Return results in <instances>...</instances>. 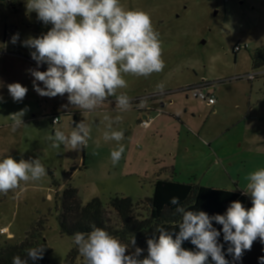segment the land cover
<instances>
[{"label": "rangeland", "instance_id": "obj_1", "mask_svg": "<svg viewBox=\"0 0 264 264\" xmlns=\"http://www.w3.org/2000/svg\"><path fill=\"white\" fill-rule=\"evenodd\" d=\"M125 9L150 14L160 33L165 68L149 77L125 76L128 87L118 90L131 98V108L119 112L115 97H109L91 113L72 107L67 94L42 97L33 89L29 69H36L30 53L27 58L6 56L0 96V160L39 158L47 175L39 182L23 184L7 195L0 194V243L22 242L29 231L42 226L51 264H63L75 247L73 238L61 235V197L67 185L79 192L83 205L100 198L111 225H119L110 207L114 197L131 198L134 204L151 198L158 180L226 190L241 191L245 177L264 167V113L257 105L264 97V63L254 69L256 53L264 62V0H120ZM52 27L26 8V0L0 2V51L31 37H39ZM19 34L15 44L11 38ZM241 47V50H236ZM1 64V63H0ZM40 71L47 70L41 65ZM251 75H257L250 79ZM202 80L215 83L214 108L182 91ZM20 83L28 92L22 102H14L7 85ZM40 87H43V84ZM158 84H163L161 93ZM169 92V93H168ZM147 103L140 107L142 98ZM163 105V106H162ZM28 109L24 124L13 133L10 114ZM120 115L113 127L124 132L120 142L125 151L113 166L110 152L116 141H104V114ZM59 124L54 126L52 115ZM148 117L150 125L141 122ZM82 120L92 125L88 147L72 150L50 147L46 138L56 129L69 134ZM99 140L98 155L93 156ZM56 185H60L57 188ZM251 200L250 195H247ZM146 217L148 210L138 207ZM43 222L40 224V222ZM77 264H85L80 258Z\"/></svg>", "mask_w": 264, "mask_h": 264}, {"label": "clouds", "instance_id": "obj_2", "mask_svg": "<svg viewBox=\"0 0 264 264\" xmlns=\"http://www.w3.org/2000/svg\"><path fill=\"white\" fill-rule=\"evenodd\" d=\"M26 8L37 13V19L52 27L39 37L29 36L22 46L34 49L31 58L36 69H29L33 79V89L42 97L54 98L67 94L69 105L91 113L102 106L109 97H115V108L125 112L131 108V98L118 90L128 87L125 76L149 77L165 68L163 44L160 33L154 28L149 13L140 9H125L120 0H26ZM19 34L11 38L15 44ZM47 70H38L41 65ZM40 82L43 87H40ZM14 102H22L28 89L20 83L7 85ZM157 89L163 93L164 85ZM0 96V103H4ZM147 103L142 98L140 107ZM27 107L10 114V129L15 133L24 124ZM104 141H116L118 147L110 152L113 166L118 164L125 151L120 142L124 132L113 126L122 122V117L104 114ZM55 123V121H54ZM92 125L82 120L66 134L56 129L54 135L46 139L50 147L61 145L72 150L87 148L92 139ZM92 155H98L99 140L95 141ZM47 171L39 158L20 159L11 155L0 160V194L7 195L23 184L39 182ZM243 190L250 195L252 206L245 208L240 201L231 202L225 214L209 216L204 211L187 210L180 204L179 197L170 198L176 206L175 214L180 215L179 231L156 226L150 238L146 239L147 256L144 249L137 246L134 234L129 244L91 224L90 232H76L73 243L85 264H229L219 243L221 231L213 226L222 225L223 240L229 244L227 254L234 261L241 260L245 251H250L259 239L264 243V167L249 173ZM158 234V235H157ZM190 241L196 250L182 247ZM45 247L27 250L31 261L43 259ZM28 259L19 255L12 258V264H28ZM264 264V257L259 258Z\"/></svg>", "mask_w": 264, "mask_h": 264}, {"label": "trees", "instance_id": "obj_3", "mask_svg": "<svg viewBox=\"0 0 264 264\" xmlns=\"http://www.w3.org/2000/svg\"><path fill=\"white\" fill-rule=\"evenodd\" d=\"M18 54H23L20 50ZM256 53L252 57L254 69H259L264 63L261 62ZM31 58V57H30ZM32 59V58H31ZM32 61H34L32 59ZM264 66V65H263ZM57 116L52 115V118ZM60 188V185H56ZM179 197L180 204L185 206L187 210L204 211L209 216L215 214H225L227 208L233 201H240L245 208L252 206L251 200L247 195H242L241 191H226L219 189L206 188L193 184H181L173 181L158 180L154 185V193L151 198L134 204L131 198L114 197L111 199L110 207L116 212L119 218V225H111L105 216V206L100 198H94L86 205L80 200L79 192L71 185H67L61 197V210L58 217L61 235L72 237L76 232H90L91 224H95L109 234L119 238L122 243L129 244L132 234L135 235L137 246L144 249V256H147L146 239L150 238L156 226L164 227L168 230L179 231L178 223L181 220L180 215L175 214L174 205L170 204V198ZM145 206L148 210L146 217H139L136 214L138 207ZM43 222L41 221L40 224ZM213 226L221 231L218 238L219 243L224 245L223 251L225 258L229 264H261L260 257H264V243L259 239L253 243L250 251H245L241 260L234 261L233 256L227 254L229 244L223 240L222 225L213 221ZM44 232L42 226L33 228L25 239L20 243L11 240H5L0 243V264H12V258L19 255L22 259H28L27 250L33 247L43 245L46 249L43 259L35 262L28 259V264H51L50 255L52 251L48 248L46 240L40 238V233ZM158 235V234H157ZM130 247V244H129ZM186 250H196L190 241L182 244ZM82 258L78 248L75 247L68 254L63 264H77ZM209 264H213L209 257Z\"/></svg>", "mask_w": 264, "mask_h": 264}, {"label": "built area", "instance_id": "obj_4", "mask_svg": "<svg viewBox=\"0 0 264 264\" xmlns=\"http://www.w3.org/2000/svg\"><path fill=\"white\" fill-rule=\"evenodd\" d=\"M241 47H236V50H241ZM257 76V75H256ZM255 75H251L250 79H255ZM182 91L187 92L188 94H191L195 99L201 100L205 102L208 106L213 107L217 103V99L215 96V83L208 82L206 80H202L196 85H192L190 87H187L186 89H183ZM55 121V123H54ZM52 123L54 126H57L59 124V119L57 116L52 118ZM141 124L144 127H148L150 125V122L148 121V117L146 116V119H144ZM242 195H245L243 192H241ZM7 230L3 229L1 230L0 234H6Z\"/></svg>", "mask_w": 264, "mask_h": 264}, {"label": "crops", "instance_id": "obj_5", "mask_svg": "<svg viewBox=\"0 0 264 264\" xmlns=\"http://www.w3.org/2000/svg\"><path fill=\"white\" fill-rule=\"evenodd\" d=\"M18 50H20L23 54H18L17 53V51ZM19 56V57H23V58H27V56H28V53H27V51L26 50H24V46L23 47H19V46H13V47H11V48H9V49H7L6 47L2 50V51H0V61L2 60V61H4L6 58V56ZM31 57V56H30ZM28 59V58H27ZM32 61V60H31ZM1 64H0V87H1V82H2V75H3V71H4V69H3V64L4 63H2V62H0ZM263 100H264V97H263ZM218 103V102H217ZM217 103H216V105H217ZM261 108L262 107V112L264 113V102L262 101V100H260L258 103H257V105H254L253 107H250L248 110L249 111H252L253 109H255V108ZM211 108H214V106L213 107H211Z\"/></svg>", "mask_w": 264, "mask_h": 264}, {"label": "water", "instance_id": "obj_6", "mask_svg": "<svg viewBox=\"0 0 264 264\" xmlns=\"http://www.w3.org/2000/svg\"><path fill=\"white\" fill-rule=\"evenodd\" d=\"M6 2V1H11V0H0V2ZM169 93V92H168ZM163 106V105H162ZM143 119H146V116H144V118Z\"/></svg>", "mask_w": 264, "mask_h": 264}]
</instances>
